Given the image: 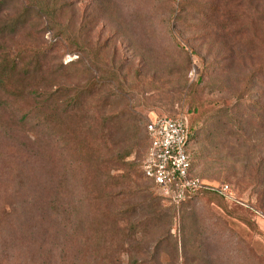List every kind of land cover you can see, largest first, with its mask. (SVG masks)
Returning <instances> with one entry per match:
<instances>
[{
    "label": "rangeland",
    "instance_id": "rangeland-1",
    "mask_svg": "<svg viewBox=\"0 0 264 264\" xmlns=\"http://www.w3.org/2000/svg\"><path fill=\"white\" fill-rule=\"evenodd\" d=\"M6 1L0 31L6 20L20 18L29 0ZM76 1L61 13L60 8L58 17L72 28L78 46L73 37L56 38L48 18L33 10L16 34H0L1 55L31 69L24 80L15 78L6 87L8 98H1L0 88V264H68L61 251L65 234L72 233L66 226H74L75 233H109L110 243L102 248L130 252L114 256L111 264L148 259L165 233L171 238L151 264H243L240 254L251 250L264 257V86L251 81L254 64L264 61V46L252 56L250 34L221 19L218 28L233 26L212 37L203 15L214 0L183 1L187 14L177 21L182 0ZM89 42L87 57L82 50ZM78 57L81 65L69 76L83 104L77 117L62 119L58 142L50 146L45 133L16 128L33 105L29 96L68 83L59 67ZM120 115L141 129L137 137L144 144L130 159L140 165L151 119H198L189 148L194 172L209 184L229 185L232 202L208 193L176 207L142 177L140 168L138 184L147 190V200L132 195L128 185L111 192H129L88 205L81 188L88 168L95 171L89 156L94 151L98 156L104 121ZM71 132L83 151L65 142ZM121 175L111 171L110 183ZM86 211L92 221L80 225ZM120 233L124 239L141 234L135 243H120Z\"/></svg>",
    "mask_w": 264,
    "mask_h": 264
},
{
    "label": "trees",
    "instance_id": "trees-1",
    "mask_svg": "<svg viewBox=\"0 0 264 264\" xmlns=\"http://www.w3.org/2000/svg\"><path fill=\"white\" fill-rule=\"evenodd\" d=\"M183 1L179 5V11L177 14L176 21L187 14V10L182 6ZM40 2V3H39ZM216 4H208V10L204 13L205 22L208 24V28L211 30L212 37H220L222 32H227L228 27H232L233 25L227 26L223 28V26H216V22L218 20H222L223 23L227 21L235 22L238 25V28H241L239 32H243V35L247 32L251 36V42L255 43L254 49L251 52V55H257L259 51V46H264V0H219L218 3L214 0ZM74 3H77L76 0H29L26 1L22 5V14L19 16L20 18L17 20L11 19L6 20L5 29L0 31V34L3 36L14 35L18 32V29L21 26H25L27 19L25 17L28 15V12H36L41 18H48V25L50 30L54 33L56 38H60L62 40H67L68 38H74V47L78 46L76 41V35L74 32L70 31L71 27L67 28L66 25L60 22L58 17L59 9L60 13L65 9L72 7ZM7 4L6 0L0 1V13L4 11V6ZM62 4V5H59ZM62 14H60L61 17ZM226 22H225V21ZM227 22V23H228ZM226 23V24H227ZM248 24V25H247ZM242 28H246L244 31ZM59 42V41H58ZM76 42V45H75ZM251 43V45H252ZM72 45V46H73ZM91 46L92 43L89 42L86 47H83V54H87V57L91 55ZM71 45L69 46V48ZM102 49V47H98ZM77 51V49H76ZM233 54V51L231 50ZM243 54V53H241ZM234 55V54H233ZM242 57H247V55H242ZM81 58L78 57L76 60H71L67 63H62L59 67V72L64 76L66 80H69L64 83L58 84L59 86H54L53 88L45 89L40 95L37 91L33 97L29 98L33 100V105L29 109V111L24 115L21 121L16 123V128L25 129L31 127V132L34 134L37 133H45V137L47 138L48 144L54 145L58 142V137L60 136V129L63 125L62 119L72 120L74 117H77L80 109L82 108V101L84 97L83 94H79L78 90L75 89V85L72 81H70V76L74 74V70L77 69L79 65H81ZM26 65H21L20 61L17 59H11L8 55L3 56L0 53V88L3 93L1 98L5 96L8 98V94L11 92L7 91L6 87H10L11 83L15 80V78H19L24 80L29 72L30 68L27 65V68L24 67ZM254 74L251 77V81H258V84L263 85L264 79V61L262 62L258 59L257 63L254 64ZM36 71H38V66L36 67ZM72 71V72H71ZM61 90H65L67 92L61 93ZM14 96H18L14 94ZM62 96L66 97L67 102L62 101ZM256 107L258 110H262L263 108L259 107L256 103ZM7 110V107H2V111ZM20 110L16 109L15 116H19ZM122 115L111 118L110 121H104V126L102 127V133L97 139L98 148H96L98 156L95 154V151L91 156H89V161L94 163L93 172L88 168L85 172V180L86 185H84L81 189L84 191V196L87 198L88 205L95 204V202H99L103 198H116L121 194H124L125 190H120L118 193L113 194L112 189H119L122 186H132V190L130 193L134 196H142V198H148L147 190L142 189L138 182L144 177L147 181H149L155 188V183L152 179L148 178L144 172V165L146 159L148 157V153L151 147L150 137L147 132V124L145 125L146 138L145 141L148 142V149L146 155L140 165L136 161H131L132 155L134 152L140 153V149L143 146V140L137 137V133L140 132V127L137 124H131V122L120 120ZM188 120V139L186 145V153L188 155L190 164H191V173L192 175L200 178L195 172L192 164V159L190 156L189 148L192 141L195 138L196 133H194L195 128L198 126L199 120L194 119L191 121ZM102 126V125H101ZM112 128V129H111ZM107 132V133H106ZM32 135V138H33ZM74 132L70 133V137L65 140L68 146L71 147L72 150L82 149L84 150L83 144L77 147V144L74 143ZM74 152V151H73ZM141 168L142 177L139 176ZM93 172V174L90 173ZM121 172L122 175L118 178L114 179L112 183V179L110 178V172ZM139 176V177H138ZM201 179V178H200ZM202 180V179H201ZM157 189V188H156ZM109 191V192H108ZM78 194V191H74ZM145 192V193H144ZM211 193L223 199H227L232 202V200L220 196L217 193L210 191H202L196 195L189 196L183 201L181 204L177 205L179 207L184 203L190 201L191 199L203 195ZM143 194V195H141ZM150 196V195H149ZM147 200V199H146ZM149 200V199H148ZM151 200V199H150ZM152 202V200L150 201ZM234 202V201H233ZM175 206V205H174ZM259 215V214H257ZM122 215L117 214L116 217L121 218ZM92 215L86 211L85 216L80 220V225L82 223H91ZM65 230H72V233H66L64 237V242L62 243L63 248L61 251L64 253L63 255V263L67 262L68 264H111L114 260V256H118L121 258L122 255H129L130 252L125 250H120L117 252H110L107 248H102V246L110 243L111 238L108 236L109 233H101L98 236H95L92 233H75L74 226H66ZM141 233H130L129 237L124 239L123 236L118 237L119 242L127 241L130 243H135L137 237ZM171 233H165L162 238L158 239L155 251L151 254H148V259H137L135 264H151L158 260L162 253V246L170 240ZM97 243L98 249H93V244ZM138 254V253H136ZM139 255H144L143 253H139ZM243 264H264V257L255 253L254 251H249L248 254L241 253L240 254Z\"/></svg>",
    "mask_w": 264,
    "mask_h": 264
},
{
    "label": "built area",
    "instance_id": "built-area-1",
    "mask_svg": "<svg viewBox=\"0 0 264 264\" xmlns=\"http://www.w3.org/2000/svg\"><path fill=\"white\" fill-rule=\"evenodd\" d=\"M151 147L144 165L145 175L152 179L159 194L172 205L187 197L210 191L233 200L229 185H213L192 175L186 153L188 120L186 117H154L147 123Z\"/></svg>",
    "mask_w": 264,
    "mask_h": 264
},
{
    "label": "crops",
    "instance_id": "crops-1",
    "mask_svg": "<svg viewBox=\"0 0 264 264\" xmlns=\"http://www.w3.org/2000/svg\"><path fill=\"white\" fill-rule=\"evenodd\" d=\"M260 222H261V221H260ZM261 223H262V222H261ZM261 223H260V224H261ZM262 231H264V224H263V226H262Z\"/></svg>",
    "mask_w": 264,
    "mask_h": 264
}]
</instances>
